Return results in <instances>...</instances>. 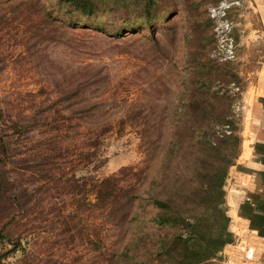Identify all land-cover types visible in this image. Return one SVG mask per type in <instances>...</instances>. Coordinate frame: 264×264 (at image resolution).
I'll return each mask as SVG.
<instances>
[{
	"label": "rangeland",
	"instance_id": "obj_1",
	"mask_svg": "<svg viewBox=\"0 0 264 264\" xmlns=\"http://www.w3.org/2000/svg\"><path fill=\"white\" fill-rule=\"evenodd\" d=\"M104 1L0 0V264H135L126 205L157 170L186 59L225 62L209 88L238 93L264 60L251 0H155L135 32L123 3L142 1Z\"/></svg>",
	"mask_w": 264,
	"mask_h": 264
},
{
	"label": "trees",
	"instance_id": "obj_2",
	"mask_svg": "<svg viewBox=\"0 0 264 264\" xmlns=\"http://www.w3.org/2000/svg\"><path fill=\"white\" fill-rule=\"evenodd\" d=\"M139 1L142 3H123L126 12L134 8L140 11V22L131 23L126 32H135L142 23L151 26L158 16L155 0ZM65 2L88 13L107 1L59 0L60 5ZM182 14L186 19L190 16L189 11ZM215 65L226 67L225 62L192 65L187 58L173 110L169 98L160 117L167 139L159 165L151 177L145 174L148 185L142 191L137 188L126 205L129 237L125 253L129 263L218 264L219 253L233 240L224 185L240 152L236 98L240 100L242 90L230 91L225 85L211 92L212 80L205 73ZM223 82L236 84L237 80L224 77Z\"/></svg>",
	"mask_w": 264,
	"mask_h": 264
},
{
	"label": "crops",
	"instance_id": "obj_3",
	"mask_svg": "<svg viewBox=\"0 0 264 264\" xmlns=\"http://www.w3.org/2000/svg\"><path fill=\"white\" fill-rule=\"evenodd\" d=\"M264 40V0H251ZM240 97V152L230 167L225 205L233 240L219 264H264V60Z\"/></svg>",
	"mask_w": 264,
	"mask_h": 264
}]
</instances>
